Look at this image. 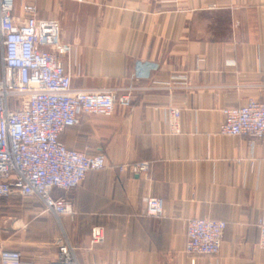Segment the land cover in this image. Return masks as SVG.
<instances>
[{
	"label": "crops",
	"instance_id": "obj_1",
	"mask_svg": "<svg viewBox=\"0 0 264 264\" xmlns=\"http://www.w3.org/2000/svg\"><path fill=\"white\" fill-rule=\"evenodd\" d=\"M27 3L59 22L74 89H115L131 104L82 113L61 134L69 148L107 158L77 187L55 189L71 214L16 195L0 202V252L50 264L69 242L79 264H264V138L219 132L224 108L264 100V0H15L19 23ZM2 56L0 42V80ZM140 161L149 175L124 168ZM148 196L164 199L162 217L145 213ZM195 217L227 222L218 254L186 252ZM95 226L105 238L91 244Z\"/></svg>",
	"mask_w": 264,
	"mask_h": 264
},
{
	"label": "built area",
	"instance_id": "obj_2",
	"mask_svg": "<svg viewBox=\"0 0 264 264\" xmlns=\"http://www.w3.org/2000/svg\"><path fill=\"white\" fill-rule=\"evenodd\" d=\"M15 0H0V42L3 47V76L0 80V202L19 196L38 199L44 210L56 216L71 214L73 205L55 189L77 187L91 171L107 167L102 152L90 154L69 148L61 134L79 122L80 114L111 116L117 104L128 107L129 94L115 89H74L62 57L71 45L60 38L59 22L41 19L37 6H23L25 20L15 16ZM220 133L264 138V100L222 110ZM171 130H178V108H169ZM138 175H149L151 164L140 161L124 166ZM145 213L165 214L164 199L145 198ZM260 248L264 249V217L258 221ZM227 222L210 217L188 221L185 250L189 254L216 255L220 252ZM104 229L95 226L91 244L102 243ZM1 264H33L15 249L0 252ZM50 264H79L75 247L59 244L58 256Z\"/></svg>",
	"mask_w": 264,
	"mask_h": 264
}]
</instances>
